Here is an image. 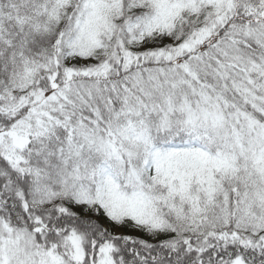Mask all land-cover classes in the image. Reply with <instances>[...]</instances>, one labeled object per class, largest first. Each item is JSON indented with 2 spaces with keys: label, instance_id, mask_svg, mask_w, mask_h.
Segmentation results:
<instances>
[{
  "label": "snow or ice",
  "instance_id": "snow-or-ice-1",
  "mask_svg": "<svg viewBox=\"0 0 264 264\" xmlns=\"http://www.w3.org/2000/svg\"><path fill=\"white\" fill-rule=\"evenodd\" d=\"M0 264H264V0H0Z\"/></svg>",
  "mask_w": 264,
  "mask_h": 264
}]
</instances>
